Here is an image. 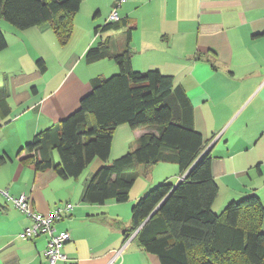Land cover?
I'll use <instances>...</instances> for the list:
<instances>
[{
    "label": "crops",
    "instance_id": "crops-1",
    "mask_svg": "<svg viewBox=\"0 0 264 264\" xmlns=\"http://www.w3.org/2000/svg\"><path fill=\"white\" fill-rule=\"evenodd\" d=\"M116 4L83 0L64 44L48 23L18 29L0 19L8 41L0 51V188L26 193L45 215L73 204L55 221L57 232L72 237L62 248L67 260L56 264H162L133 236L125 240L123 227L132 225L133 204L155 184L176 174L181 179L176 162L140 165L128 201L92 204L83 195L101 159L79 177L63 178L53 168L35 170L27 161L33 153L25 149L79 107L94 78L118 72L111 57L89 62L86 54L101 41L112 53L122 52L128 30L133 68L172 76L173 92L182 91L192 106L218 185L213 211L220 214L228 202L250 194L264 205V0H127L117 7L124 25L102 30ZM155 132L118 125L110 157L134 150L142 135ZM31 224L0 194V264H47L48 235L20 237Z\"/></svg>",
    "mask_w": 264,
    "mask_h": 264
},
{
    "label": "trees",
    "instance_id": "trees-1",
    "mask_svg": "<svg viewBox=\"0 0 264 264\" xmlns=\"http://www.w3.org/2000/svg\"><path fill=\"white\" fill-rule=\"evenodd\" d=\"M82 1L0 0V19L18 29L48 23L64 44ZM122 25V18L107 21L102 30ZM130 36L128 30L120 53H112L107 41L87 51L89 62L111 57L118 72L94 78L91 91L75 111L26 144L25 149L33 153L28 164L35 170L53 168L63 178H77L101 159L103 164L87 183L83 200L104 204L110 199L129 200L140 165L149 169L162 160L176 162L181 179L176 184L159 183L133 204L132 225L123 227L125 240L133 236L162 264H264L261 199L250 194L228 202L220 214L213 211L218 185L208 142L194 128L192 106L182 91L173 92L172 76L133 68ZM7 46L0 28V51ZM124 123L156 132L142 135L134 150L112 159L113 132ZM117 224L123 226L121 221Z\"/></svg>",
    "mask_w": 264,
    "mask_h": 264
},
{
    "label": "built area",
    "instance_id": "built-area-1",
    "mask_svg": "<svg viewBox=\"0 0 264 264\" xmlns=\"http://www.w3.org/2000/svg\"><path fill=\"white\" fill-rule=\"evenodd\" d=\"M126 1L127 0H117L116 8L109 15L108 21L117 22L121 20L117 7L121 6ZM0 194L4 195L8 202L12 203L16 208L32 218V224L25 228L20 234L21 238L29 239L41 234L48 235V244L45 250L47 264H56L58 261L67 260V256L63 253L62 248L65 243L71 240V233L68 230L57 232L55 221L62 218L64 211H71L73 209V204L67 203L64 207H59L45 215L32 208L31 201L26 193L13 196L7 189L0 188Z\"/></svg>",
    "mask_w": 264,
    "mask_h": 264
},
{
    "label": "rangeland",
    "instance_id": "rangeland-1",
    "mask_svg": "<svg viewBox=\"0 0 264 264\" xmlns=\"http://www.w3.org/2000/svg\"><path fill=\"white\" fill-rule=\"evenodd\" d=\"M1 20H2V22H8L6 19H1ZM9 23H10V22H9ZM10 24H11V23H10ZM114 62H115V61H114ZM177 168H178V170H179V167H177ZM179 180H180V176H179V174H176L175 176L168 178V181H170V182H172V183H174V184L178 183ZM159 183H162V182H159ZM159 183L155 184L154 186L158 185ZM154 186H153V187H154Z\"/></svg>",
    "mask_w": 264,
    "mask_h": 264
},
{
    "label": "water",
    "instance_id": "water-1",
    "mask_svg": "<svg viewBox=\"0 0 264 264\" xmlns=\"http://www.w3.org/2000/svg\"><path fill=\"white\" fill-rule=\"evenodd\" d=\"M183 177H184V176H183ZM183 177H182V178H183Z\"/></svg>",
    "mask_w": 264,
    "mask_h": 264
}]
</instances>
